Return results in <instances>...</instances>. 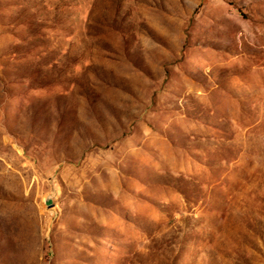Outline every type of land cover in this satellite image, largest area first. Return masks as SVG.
Returning <instances> with one entry per match:
<instances>
[{"label":"rangeland","instance_id":"1","mask_svg":"<svg viewBox=\"0 0 264 264\" xmlns=\"http://www.w3.org/2000/svg\"><path fill=\"white\" fill-rule=\"evenodd\" d=\"M0 264H264V0H0Z\"/></svg>","mask_w":264,"mask_h":264},{"label":"water","instance_id":"2","mask_svg":"<svg viewBox=\"0 0 264 264\" xmlns=\"http://www.w3.org/2000/svg\"><path fill=\"white\" fill-rule=\"evenodd\" d=\"M47 204H48L49 206H51V205H52V201H51V200H48V201H47Z\"/></svg>","mask_w":264,"mask_h":264}]
</instances>
